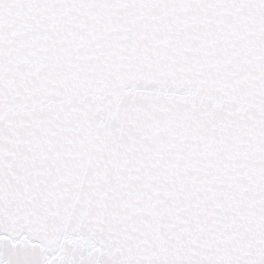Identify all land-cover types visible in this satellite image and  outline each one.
Instances as JSON below:
<instances>
[{"label": "snow or ice", "instance_id": "1", "mask_svg": "<svg viewBox=\"0 0 264 264\" xmlns=\"http://www.w3.org/2000/svg\"><path fill=\"white\" fill-rule=\"evenodd\" d=\"M0 264H264V0H0Z\"/></svg>", "mask_w": 264, "mask_h": 264}]
</instances>
